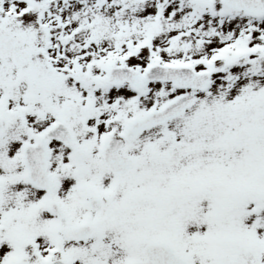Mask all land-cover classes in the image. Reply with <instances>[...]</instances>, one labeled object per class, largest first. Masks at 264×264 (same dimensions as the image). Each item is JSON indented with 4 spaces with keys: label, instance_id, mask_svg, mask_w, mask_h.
<instances>
[{
    "label": "snow or ice",
    "instance_id": "1",
    "mask_svg": "<svg viewBox=\"0 0 264 264\" xmlns=\"http://www.w3.org/2000/svg\"><path fill=\"white\" fill-rule=\"evenodd\" d=\"M0 264H264V0H0Z\"/></svg>",
    "mask_w": 264,
    "mask_h": 264
}]
</instances>
